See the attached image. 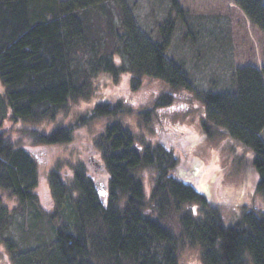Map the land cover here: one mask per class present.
Listing matches in <instances>:
<instances>
[{
  "label": "trees",
  "instance_id": "trees-1",
  "mask_svg": "<svg viewBox=\"0 0 264 264\" xmlns=\"http://www.w3.org/2000/svg\"><path fill=\"white\" fill-rule=\"evenodd\" d=\"M233 1L264 32V0ZM111 2L117 4L119 25L114 24L107 6ZM168 2L170 9L153 40L142 31L125 0H0V79L4 85L0 113L9 112L13 120L24 124L44 116L53 120L71 99L90 96L89 82L74 66L79 46L101 54L95 60V77L102 70L115 72V63L102 56L106 46L101 40L106 37L98 35L101 29L92 17L95 9L108 14L113 45L127 57L139 80L153 77L172 89H190L184 67L166 56L183 15L179 0ZM200 98L218 131L249 151L258 177L255 191L264 197V67L239 66L233 73L232 91H210ZM171 101L172 96L166 94L158 105ZM115 108L98 103L87 120L82 116L80 122L123 109ZM147 113L140 115L144 121L150 119ZM72 129L60 124L46 133L30 126L25 130L33 140H28L29 147L0 131V234L9 227L12 215L3 204L1 190H10L21 206L42 210L36 192L41 165L31 148L70 142ZM100 147L102 178H95L83 162L77 163L71 178L60 175V165L46 174L57 204L62 207L60 199L65 197L67 206L63 211L57 206L50 213L34 214V226L48 217L57 220L44 244L18 250L11 238H4L13 264H179L178 239L163 220L173 203L177 210L182 204H198L202 209L196 214L191 207L180 221L185 238L200 247L203 264H264V208L245 205L243 210L242 206L226 224L218 204L196 185L197 158L184 164L174 153L176 148L171 152L168 145L141 151L136 136L120 121L106 127ZM140 169L157 172L150 191Z\"/></svg>",
  "mask_w": 264,
  "mask_h": 264
},
{
  "label": "rangeland",
  "instance_id": "rangeland-1",
  "mask_svg": "<svg viewBox=\"0 0 264 264\" xmlns=\"http://www.w3.org/2000/svg\"><path fill=\"white\" fill-rule=\"evenodd\" d=\"M125 1L142 31L155 40L157 26L170 9L168 0ZM179 1L183 15L177 22L166 56L184 67L191 83L190 89H172L165 81L153 77L142 76L139 80L131 72L127 57L113 45L106 24L108 14H98V9H95L92 17L95 26L101 29L98 35L106 37L101 40L106 46L102 56L115 63V72L102 70L95 77V60L101 54L96 55L91 47L79 46L74 66L77 73L89 82L90 96L71 99L53 120L44 116L41 120L24 124L13 120L9 112L0 113V131L8 132L13 140L22 139L26 146L30 144L28 140H32L25 133L30 126L46 133L56 125L73 126L70 142L31 148L41 165V181L36 192L38 204L44 212L50 213L57 206L63 211L67 206L65 197L60 199L62 207L57 204L52 188H48L46 174L49 170L60 165V175L71 178L77 171V163L83 162L95 178H102V172L98 170V162L102 160L100 142L106 127L116 121L123 122L131 130L141 151L148 146L168 145L171 152L176 148L174 153L184 164L197 158L199 175L196 185L208 200L218 204L226 224L242 206L243 210L245 205L264 208V197L255 191L258 177L251 159H248L249 151L237 139L218 131L200 98L202 93L210 91H232L233 73L239 66L264 67V32L251 23L233 0ZM107 6L114 14V24L119 25L121 17L117 4L111 2ZM0 91H4L1 79ZM166 94L172 96L171 103L159 106L160 97ZM98 103L109 105L115 111L117 106L123 109L115 115L94 117L81 123V117L86 116L87 120ZM146 111L150 117L148 121L140 116ZM261 136L264 139V130ZM139 174L145 179L147 191H150L157 181V172L140 169ZM1 197L12 215L9 227L0 234V264H13L10 251L3 243L4 238H11L18 250L44 244L57 220L48 217L34 226V214L41 209L21 206L10 190H1ZM173 204L167 208L168 215L163 220L178 239L179 264H203L200 247L185 238L180 221V216L190 212L191 207L198 211L196 214H201L202 209L198 204H182L177 210L176 203Z\"/></svg>",
  "mask_w": 264,
  "mask_h": 264
}]
</instances>
